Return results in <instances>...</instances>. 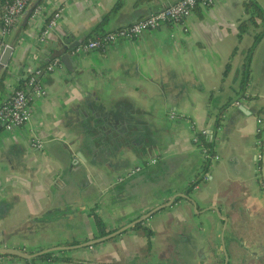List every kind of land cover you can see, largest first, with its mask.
<instances>
[{
  "label": "crops",
  "instance_id": "0c3cea01",
  "mask_svg": "<svg viewBox=\"0 0 264 264\" xmlns=\"http://www.w3.org/2000/svg\"><path fill=\"white\" fill-rule=\"evenodd\" d=\"M174 1L53 0L26 17L42 0L27 3L5 37L12 51L0 64V102L45 59L67 52L72 62L71 69L61 60L60 68L41 69L35 79L46 94L29 93V119L0 126V246L31 252L89 240L93 211L107 229L139 224L65 249L70 260L48 264H264V165L258 173L254 158L255 118H264V0H255L261 35L242 88L252 41V30L237 38L242 0L195 5L184 19L103 49L66 48L93 28L115 29ZM57 5L63 12L38 42ZM101 105L117 115L132 110L119 123L125 143L93 132ZM201 128L212 144L207 160L190 140ZM262 149L264 163V130ZM240 210L245 221L236 216ZM0 264L25 262L0 255Z\"/></svg>",
  "mask_w": 264,
  "mask_h": 264
},
{
  "label": "built area",
  "instance_id": "2783aa9c",
  "mask_svg": "<svg viewBox=\"0 0 264 264\" xmlns=\"http://www.w3.org/2000/svg\"><path fill=\"white\" fill-rule=\"evenodd\" d=\"M29 1L30 0H5L0 3V53L2 49L8 44L5 40V37L15 26ZM51 1L53 0H42L40 4L33 7L32 15L35 16L40 14L45 5ZM214 1L215 0H176L128 24L105 31L99 37L87 38L73 47L71 52L82 53L92 49H103L104 47L119 39L134 38L145 30L155 29L164 23L175 22L186 18L195 5L209 6ZM63 10V5H57L55 6V9L47 16L36 36V40L38 42H41L45 39V37H47ZM60 67V58L58 56H53L41 68L33 67L28 73H26L22 85L13 89L8 97L0 102V126L5 129H10L12 127H17L24 124L29 119L31 114L29 93L31 92L35 95L41 96L46 94V90L43 89L35 79L36 75L41 69L50 71ZM255 121L256 135L254 140V158L256 170L259 173L261 170H263L264 165L262 149L264 118L257 115ZM204 134H206V130L201 128L191 135L190 140L193 144L198 145L204 159L207 160L211 157V154L208 153V147L199 144L198 139L199 135ZM32 144L36 147L41 146L39 140H33ZM137 168L138 167H135L134 169ZM194 182L195 179L191 180L189 185L195 188L197 185Z\"/></svg>",
  "mask_w": 264,
  "mask_h": 264
},
{
  "label": "trees",
  "instance_id": "16d2710c",
  "mask_svg": "<svg viewBox=\"0 0 264 264\" xmlns=\"http://www.w3.org/2000/svg\"><path fill=\"white\" fill-rule=\"evenodd\" d=\"M5 0H0V3H2ZM119 4L116 3L113 5L109 11L107 12V15L112 14L115 12L118 8ZM241 8L242 12L244 14V17L240 18L237 24V38H240V36L245 33L249 32L252 30V41L251 44L247 47L246 53L244 56V62L241 65V82H240V88L243 87V84L246 82L248 78V57L250 54L251 47L253 44L259 39L261 35V30L258 29L259 25L263 21V11L259 4L255 0H242L241 3ZM25 10V9H24ZM23 10V12H24ZM105 31H101L99 28H93L91 33H89V36L87 38H95L101 36ZM234 51V49H233ZM53 56H58L60 58V54H56ZM49 59H46L43 63H41L39 66H44ZM228 67V64L225 66V70L223 71V74L225 73L226 69ZM24 78L19 80V82L14 86L15 88H18L22 85ZM0 90H3V84H2V79L0 77ZM11 93V92H10ZM8 93V94H10ZM229 102V99L227 98L219 107V110H222ZM100 112H95V127L94 131L98 133L99 137H102L109 143H113L117 145H120L117 142L125 143L124 135H123V129L121 126H119L122 122V117L124 116L125 120L127 119L126 117H132V110L130 109H125L124 112L120 115H117L115 112H113L110 108H105L103 105L100 107ZM113 112V113H112ZM130 113V114H129ZM127 125V124H126ZM199 144L208 147V153L212 154V144L209 140H207V136L205 135H199ZM130 142V140H129ZM126 143H128L126 141ZM90 215L93 219L94 225H95V234L92 235L91 239L103 236L109 232H111L114 229H107L104 222L100 218V216L93 212L90 211ZM139 224V221H134L130 227H137ZM86 241V239H85ZM84 242V239L77 240V239H72V240H64L58 242L56 245H63V246H72L78 243ZM64 250L61 249H49L44 252H40L37 255H35L32 260H41L45 264H48L51 261L54 260H62V261H68L71 259L70 256L66 255L64 253ZM37 251V250H36ZM32 252V251H31ZM0 255H7V254H0ZM25 264H27V261L24 260Z\"/></svg>",
  "mask_w": 264,
  "mask_h": 264
},
{
  "label": "water",
  "instance_id": "95a60500",
  "mask_svg": "<svg viewBox=\"0 0 264 264\" xmlns=\"http://www.w3.org/2000/svg\"><path fill=\"white\" fill-rule=\"evenodd\" d=\"M33 7H34V3H31L29 5V7L26 9V13H25L26 17L28 16V14L30 13V11H31V9ZM78 43H79V41L74 40L71 43H68L66 45V48L72 49ZM11 51H12V45H9V44H7L2 49V51L0 53V64L6 65L8 59L10 57ZM60 60L62 61V63L65 65V67L67 69H71V66L69 64H71L72 61L70 59L69 53L65 52V53L61 54L60 55ZM236 216H237L238 220H240V221H245L246 220L245 212L242 211V210L238 211L236 213ZM133 222L134 221H132L131 223H129L127 225L120 226V227L112 230L111 232L103 235V236L96 237V238H93V239H89V240H86L84 242L72 245V246L56 245V246H53V247H50V248H43V249H39L37 251H32V252H27V251H25V250H23V249H21L19 247H14V246H0V254H7V255H11V256H16V257H19V258H22V259L26 260L28 264H31L32 258L35 255H37L38 253H40V252H44V251L49 250V249H61V250H63V249H68V248H74V247H79V246L90 245V244H93L95 242H99L101 240L108 239V238L120 233L121 231L126 229V227L130 226Z\"/></svg>",
  "mask_w": 264,
  "mask_h": 264
}]
</instances>
